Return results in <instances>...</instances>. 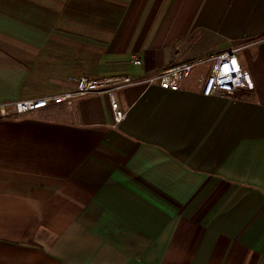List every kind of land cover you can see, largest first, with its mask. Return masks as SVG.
Masks as SVG:
<instances>
[{
  "label": "crops",
  "instance_id": "0c3cea01",
  "mask_svg": "<svg viewBox=\"0 0 264 264\" xmlns=\"http://www.w3.org/2000/svg\"><path fill=\"white\" fill-rule=\"evenodd\" d=\"M231 47L245 99L204 95L202 65L118 90L117 123L104 93L13 112ZM4 104L0 264H264V0H0Z\"/></svg>",
  "mask_w": 264,
  "mask_h": 264
},
{
  "label": "built area",
  "instance_id": "2783aa9c",
  "mask_svg": "<svg viewBox=\"0 0 264 264\" xmlns=\"http://www.w3.org/2000/svg\"><path fill=\"white\" fill-rule=\"evenodd\" d=\"M134 62L138 63L139 60L135 58ZM207 63L211 64L209 73L201 79L204 95H222L245 99L255 93L250 73L239 61L238 49L231 47L227 50L182 60L143 79H135L129 74L102 78L90 77L85 74L71 75L69 80L74 85L73 89L40 97L20 99L13 103V109H15L16 114L20 115L37 111L52 104L71 103L79 96L91 93H104L108 94L110 98L114 121L117 123L124 119L128 111L116 100L115 93L118 90H122L136 82H141L148 86L159 85L164 89L178 90L184 78L189 77L197 67ZM9 106L10 104L0 105L2 112L9 111Z\"/></svg>",
  "mask_w": 264,
  "mask_h": 264
},
{
  "label": "rangeland",
  "instance_id": "374dc122",
  "mask_svg": "<svg viewBox=\"0 0 264 264\" xmlns=\"http://www.w3.org/2000/svg\"><path fill=\"white\" fill-rule=\"evenodd\" d=\"M210 65H211L210 63H207V64H205L204 66H206V69H209V70H210ZM204 66H203V67H204ZM199 67H200V66H199ZM199 67H197L196 69H194V70H193V73H195V72L198 70ZM201 67H202V66H201ZM206 69L201 70L200 73H202V74H206V73H207ZM200 73H199V74H200ZM208 73H209V72H208ZM208 73H207V74H208ZM207 74H206V75H207ZM206 75H205V76H206ZM13 112L15 113V109H13ZM0 114H1V115H10V109H9V111L6 110V112L3 113V112H2V109H1V107H0Z\"/></svg>",
  "mask_w": 264,
  "mask_h": 264
}]
</instances>
